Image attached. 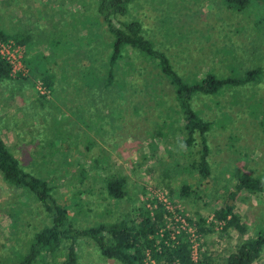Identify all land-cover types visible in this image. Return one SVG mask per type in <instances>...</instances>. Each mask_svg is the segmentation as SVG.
I'll return each mask as SVG.
<instances>
[{"label":"rangeland","instance_id":"obj_1","mask_svg":"<svg viewBox=\"0 0 264 264\" xmlns=\"http://www.w3.org/2000/svg\"><path fill=\"white\" fill-rule=\"evenodd\" d=\"M11 2L25 11L35 33L30 48L24 44L25 73L0 81V97L7 89L10 97L5 102L10 107L0 109L4 112L0 135L24 168L54 185L55 195L68 203L76 226L116 221L136 204L164 196L180 206L197 230L200 218L212 224L208 232L198 230L202 252L215 258L212 264H226V256L242 240L264 229V187L242 188L230 198L240 173L264 179V0L252 1L241 11L230 8L227 0H132L128 4L126 18L130 19L137 17V6L144 5L139 11H143L140 19L146 34L169 53L188 81L208 69L220 76H242L261 67L252 81L192 99L194 109L212 122L207 133L211 175L205 179L193 167L199 139L185 147L179 118L159 116L165 108L152 100L135 107L134 98L123 96L117 99L122 105H114L106 114L103 91L89 92L93 87L82 79L87 60L75 45L80 37L89 43L90 31L97 28L95 0L25 4L0 0V26L8 19L4 7ZM33 4L40 7L36 14ZM11 36L7 38L15 39ZM33 69L54 75L49 89ZM159 87L162 90L163 85ZM165 102L169 105L173 100L165 98ZM111 174L126 177L127 194L120 199L106 192ZM183 182L192 189L186 197L180 194ZM230 199L246 225L243 233L233 227L222 229V223L214 221V209ZM48 223L43 206L8 186L0 175V264H11L24 254L36 229ZM76 251L78 264H121L104 257L92 238L81 237ZM44 256L36 264L50 263ZM252 264H264V247Z\"/></svg>","mask_w":264,"mask_h":264},{"label":"trees","instance_id":"obj_2","mask_svg":"<svg viewBox=\"0 0 264 264\" xmlns=\"http://www.w3.org/2000/svg\"><path fill=\"white\" fill-rule=\"evenodd\" d=\"M131 1L95 0L94 19L97 28L90 31L89 43L86 37L85 40L80 37L75 45L87 60L82 79L84 83L93 87L89 90L91 94L96 90L103 91L107 98L106 114L114 105H122L117 99L123 96L126 100L134 98L132 102L135 103V107L152 100L155 106L165 108V111H159V116L164 115L167 118L170 114L179 118L185 147H192L199 139V155L193 167L202 179L208 178L211 175V166L208 159L207 133L211 129L212 122L194 109L192 99L198 94H217L228 85L234 86L252 81L261 73V67L249 69L242 76H220L208 69L198 75L195 81H188L175 67L169 53L146 34L141 20L143 11H139L144 5L137 6L135 11L137 17L126 18L130 12L128 4ZM252 1L256 0H227L230 8L240 11L249 7ZM101 22L105 29L101 28ZM0 36L3 39L8 37L1 31ZM98 36L101 38L100 42L95 40ZM15 39L21 43L25 42L22 38ZM96 53L99 58H96ZM24 61L28 65L27 60ZM32 73L39 77L48 89L54 82V75L50 72L33 69ZM137 73L141 77L140 81L136 77ZM10 76L9 63L1 58L0 81ZM160 84L163 85L162 90ZM164 94L172 95L168 97L169 95L164 96ZM165 98H170L174 104L167 105ZM123 111L119 112L124 115ZM0 175L8 186L19 189L38 201L50 221L40 229H36L27 251L11 264H36L42 253L49 257L48 264H78L76 246L81 237L92 238L104 257L116 259L121 264H145L143 258L147 251L155 258L156 264L165 262L176 264V261L178 264L190 263L188 240L184 234L177 236V242L169 239L168 230L164 229L166 209L157 199L149 198L142 201V204H136L130 214L116 221L76 226L70 215L68 203L55 195L54 185L47 178L24 168L1 136ZM126 183L123 174L107 176L105 187L108 196L115 199L124 197L127 194ZM263 187L262 177L242 172L237 178L235 191L230 194V198H234V193L242 188L256 191L262 190ZM191 190L189 183L183 182L180 194L184 197L189 196ZM231 199L223 206L214 209V221L222 223V229L233 227L243 233L246 231V225L241 222ZM149 204L152 207L156 205L150 209ZM197 226L203 233L212 229V224H207L204 218L197 220ZM166 239L169 242H165ZM263 247L264 229H259L242 240L236 249L226 256V264H252L260 257ZM200 264H211L209 254L202 252Z\"/></svg>","mask_w":264,"mask_h":264},{"label":"built area","instance_id":"obj_3","mask_svg":"<svg viewBox=\"0 0 264 264\" xmlns=\"http://www.w3.org/2000/svg\"><path fill=\"white\" fill-rule=\"evenodd\" d=\"M5 59L9 63L10 75H21L26 71L24 64V43L18 42L12 38H2L0 36V59ZM166 209L165 213V227L168 231V237L171 241H178L179 235L184 234V237L189 242L190 250V263L189 264H200L202 246L200 233L197 228L189 221L187 216L181 211L180 206L171 202L167 197L160 196L157 198ZM156 205V204H155ZM153 205V207H155ZM152 209V205H150ZM152 212V211H151ZM161 235L164 236L163 233ZM165 242H169L168 239ZM160 247V246H159ZM145 264H156L155 258L150 254L149 251L146 252L143 258ZM164 264H168L165 262ZM178 264V261H176Z\"/></svg>","mask_w":264,"mask_h":264},{"label":"crops","instance_id":"obj_4","mask_svg":"<svg viewBox=\"0 0 264 264\" xmlns=\"http://www.w3.org/2000/svg\"><path fill=\"white\" fill-rule=\"evenodd\" d=\"M25 1H30V0H21V1L19 0V3L25 4ZM12 3L13 2L9 3L8 7H4L5 11L7 12V13H5V12L4 13H5V15H7L8 19H7V21H5V23L2 24V26H0V31L4 28H9L11 31L2 30L3 33L5 35H8V36L13 35L11 37H14V38H22L25 41L24 44H26V46L29 49L33 33H35V28L33 27V25H28L25 11L24 10L22 11V9H18L17 7H13ZM32 7H33L32 8L33 12L36 14V12L39 11L40 7L37 5H34V4ZM15 24H16V27H15ZM8 91L9 90L7 89V92L5 91L6 93L0 97V101L2 100V103L0 104V109L3 106L4 107H7V106L10 107L9 104L5 103L6 101H8V99H10ZM3 113H0V114H3ZM0 121H1V119H0ZM2 121H3V119H2ZM1 137L3 138V136H1ZM214 260H215V258H214ZM214 260H212V258H211V264L214 263Z\"/></svg>","mask_w":264,"mask_h":264}]
</instances>
